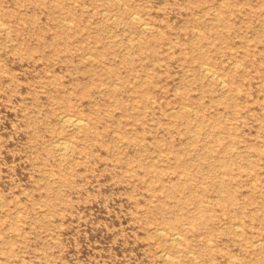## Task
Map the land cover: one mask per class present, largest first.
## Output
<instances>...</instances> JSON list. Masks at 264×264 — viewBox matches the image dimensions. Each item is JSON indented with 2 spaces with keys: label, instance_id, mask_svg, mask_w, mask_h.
Wrapping results in <instances>:
<instances>
[{
  "label": "rangeland",
  "instance_id": "374dc122",
  "mask_svg": "<svg viewBox=\"0 0 264 264\" xmlns=\"http://www.w3.org/2000/svg\"><path fill=\"white\" fill-rule=\"evenodd\" d=\"M1 20L0 264H264V0Z\"/></svg>",
  "mask_w": 264,
  "mask_h": 264
},
{
  "label": "bare ground",
  "instance_id": "6f19581e",
  "mask_svg": "<svg viewBox=\"0 0 264 264\" xmlns=\"http://www.w3.org/2000/svg\"><path fill=\"white\" fill-rule=\"evenodd\" d=\"M114 1H116V0H114ZM111 2V1H110ZM0 22H3L2 20L0 21ZM3 24H4V22H3ZM0 26H2V25H0ZM3 26H5V24L3 25ZM145 26V25H144ZM143 26V27H144ZM142 27V28H143ZM148 27V26H147ZM145 28H146V26H145ZM148 28H150V27H148ZM147 28V29H148ZM144 29V28H143ZM90 55H92V54H90ZM201 65V64H200ZM206 65V64H205ZM202 66V65H201ZM204 66V65H203ZM202 66V67H203ZM207 67V66H206ZM208 69V68H207ZM205 70V72H206V74H208V75H210V72H209V70ZM211 70V69H210ZM212 72H215V71H212ZM204 73V72H203ZM212 74V73H211ZM208 75H206V76H208ZM214 75H215V73H214ZM213 76V75H212ZM215 78H216V76H215ZM214 78V79H215ZM209 79H211V78H209ZM218 79H219V77H218ZM212 80H213V78H212ZM221 80V79H220ZM223 81V80H222ZM222 83V82H221ZM222 84H224V83H222ZM66 115V114H65ZM72 118H73V116H72ZM66 119L65 120V122H67L70 126H72V127H77V128H80V127H82L83 126V124H82V120L83 119ZM76 118V117H75ZM84 121H85V119H84ZM65 122H63V124L65 123ZM86 123V122H85ZM88 123V122H87ZM86 125V124H85ZM68 127V126H67ZM70 128V127H69ZM61 145V144H60ZM67 146V145H66ZM70 148V147H69ZM65 149V148H64ZM62 150V149H61ZM66 150H67V147H66ZM65 151V150H64ZM64 153V155H65V153L66 152H63ZM67 153H68V151H67ZM69 154V153H68ZM66 156V155H65ZM160 233L162 232V231H159ZM166 233V232H165ZM176 233V232H175ZM168 234V233H167ZM169 235V234H168ZM177 238H179V237H177ZM177 238H176V236H172V238L171 239H173V240H177ZM182 239V238H181ZM169 241V240H168ZM260 241V240H259ZM171 242V241H170ZM173 243V242H172ZM178 243V242H177ZM259 245V244H258ZM256 246H257V244H256ZM165 251V250H164ZM163 253V252H162ZM167 253V252H166ZM168 254V253H167ZM169 254H171V253H169ZM167 256V255H166ZM171 256V255H170ZM164 257H165V255H164ZM173 256H171V258H172ZM167 258V257H166ZM169 258V257H168ZM170 259V258H169Z\"/></svg>",
  "mask_w": 264,
  "mask_h": 264
}]
</instances>
